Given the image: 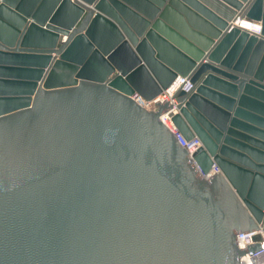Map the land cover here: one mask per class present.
<instances>
[{"label": "water", "instance_id": "1", "mask_svg": "<svg viewBox=\"0 0 264 264\" xmlns=\"http://www.w3.org/2000/svg\"><path fill=\"white\" fill-rule=\"evenodd\" d=\"M237 16L262 35L230 29ZM59 63L82 77L52 82ZM178 75L194 90L173 121L202 141L201 170L220 169L208 180L159 118L172 105L132 97ZM256 82L264 0H0V264H240L237 234L264 232Z\"/></svg>", "mask_w": 264, "mask_h": 264}, {"label": "built area", "instance_id": "2", "mask_svg": "<svg viewBox=\"0 0 264 264\" xmlns=\"http://www.w3.org/2000/svg\"><path fill=\"white\" fill-rule=\"evenodd\" d=\"M245 24L248 25L249 28H251V35L252 33H255L256 35H260L262 32V25L261 22L256 21V20H250V19H244ZM184 90L186 92H190L194 90V84L190 81V78L188 76H181L178 75L176 79L172 82V84L165 90L162 91L158 95V97L152 101L146 100L145 103L147 102L148 104H144L150 111H157L159 108L160 104L168 103L172 105V107L160 114V120L162 123L166 125V127L169 129V131L172 133V135L176 138V140L179 142V144L182 146V148L186 151V153L193 157V154L203 146L202 141L199 139V137L195 136L193 138H186L184 134L180 131V129L177 127V125L173 121V115L177 113V99L175 97V94L180 91ZM135 99L139 100L138 94L135 93L132 95ZM157 100V101H156ZM155 103V104H154ZM192 159V158H191ZM193 160V159H192ZM194 162V160H193ZM214 172L218 173L219 168L218 166L214 165ZM200 170V169H199ZM203 174H205L202 170H200ZM263 232V231H262ZM255 234H257V231H248V232H242L237 234V239L244 241V245H246V248H248V245L251 246L255 243H258L260 247L255 250V251H250L254 255H263L264 254V232L262 235V239L259 241H255L254 237ZM238 241V240H237ZM243 255V254H242ZM243 256H241V261ZM253 262V261H252ZM251 264H255L254 262ZM259 264H264V260L259 263Z\"/></svg>", "mask_w": 264, "mask_h": 264}, {"label": "bare ground", "instance_id": "3", "mask_svg": "<svg viewBox=\"0 0 264 264\" xmlns=\"http://www.w3.org/2000/svg\"><path fill=\"white\" fill-rule=\"evenodd\" d=\"M107 23H108V20L106 18H104L102 15L100 17H96L94 22H93L92 34L95 36V38L97 39V41L99 42V44L103 48V50H108L111 47V44L107 41L108 39H107L105 33L102 32V25L103 24H107ZM245 23H246L245 20H243L242 18L237 16V18L233 22L230 23L231 24L230 29L235 27V28H239L240 30H245V31L251 33V30H250L251 28H249L248 25H246ZM252 35L260 37L262 34L256 35L255 33H252ZM160 40H159V46H160V50H161L162 56L164 58L168 59L169 61H174V59L179 54L171 46H169L166 41H163V39H160ZM112 51L113 50H111L110 53ZM182 58H184V57L182 56ZM113 61L117 64L118 68L122 69V66L120 65L117 57ZM64 66H69L70 68L69 67H64ZM123 67H126L127 70L131 69V68L129 69V67L125 63H123ZM79 68H80V66L78 64L66 65L65 63H59L58 66L55 68V70L51 73L50 77L53 79L52 82L58 84L60 82H70V81H73V80H79L82 77L81 75L79 76V73H80L79 72ZM87 68H89V70H93L94 69V68H91V67H88V66H87ZM251 80L252 79L247 80L248 81L247 84ZM253 81L255 82L257 80H253ZM253 81H252V83H253ZM256 83L259 84L258 82H256ZM257 84H255V85H257ZM259 88L261 89L262 92H264V86L259 84ZM157 97L158 96L150 99V101L153 100V102H154V100ZM256 105H257L258 108L264 107V99H260L259 103L256 104ZM258 114L262 115L259 112H258ZM262 144H264V143H262ZM191 158L194 160V163L196 164V166L201 170V168L198 165V163L196 162V160L192 156H191ZM213 168L214 167H212V169L208 173L203 174L206 177L207 180L211 179L214 175L218 176L221 173L220 170H219L218 173H215ZM219 178L223 179L225 181V178L223 177L222 174L219 176ZM252 231H257V234H255V236L258 235V234L263 235V232H262L261 229L252 230ZM237 240H238L239 248L242 249V250H246V252L243 254L244 257H242L243 261H241L240 264H251L253 262L255 264H259V263H261L264 260V254L263 255H254V254H252L250 252V250H249V247H250L249 245H248V248H246V245H244V241H242V239L241 240L237 239Z\"/></svg>", "mask_w": 264, "mask_h": 264}, {"label": "rangeland", "instance_id": "4", "mask_svg": "<svg viewBox=\"0 0 264 264\" xmlns=\"http://www.w3.org/2000/svg\"><path fill=\"white\" fill-rule=\"evenodd\" d=\"M244 19H250V18H248V17H244ZM250 20H252V19H250ZM122 44H123V42H122ZM249 60V59H248ZM129 64H130V66H131V68H134V66L136 65V63H134V59H132V61H130L129 62ZM137 93V92H136ZM138 94V99H139V101L140 102H142L143 104H148L147 102L145 103V101L147 100L143 95H141V94H139V93H137ZM262 120L264 121V119L262 118Z\"/></svg>", "mask_w": 264, "mask_h": 264}]
</instances>
